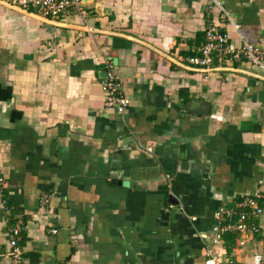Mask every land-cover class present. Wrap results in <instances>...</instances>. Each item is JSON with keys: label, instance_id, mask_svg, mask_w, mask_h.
Returning a JSON list of instances; mask_svg holds the SVG:
<instances>
[{"label": "crops", "instance_id": "0c3cea01", "mask_svg": "<svg viewBox=\"0 0 264 264\" xmlns=\"http://www.w3.org/2000/svg\"><path fill=\"white\" fill-rule=\"evenodd\" d=\"M222 1L264 46V0ZM81 8L50 19L0 0V264L19 223L25 264H264V214L243 246L228 232L206 256L215 210L264 195V71L186 58L210 25L240 35L205 0ZM107 62L123 114L104 107Z\"/></svg>", "mask_w": 264, "mask_h": 264}, {"label": "built area", "instance_id": "2783aa9c", "mask_svg": "<svg viewBox=\"0 0 264 264\" xmlns=\"http://www.w3.org/2000/svg\"><path fill=\"white\" fill-rule=\"evenodd\" d=\"M10 5L23 9L34 8L37 13L50 19H59L69 9L82 13V0H4ZM209 11L218 10L222 14L221 21H228L234 30L240 35V43L230 41L226 32L221 31L217 26L210 25L205 30L204 41L199 45L197 52L187 56L189 65L209 69L215 62L245 60L260 70L264 71V46L253 43L241 36L239 25L231 19L222 0H205ZM100 88L103 96V103L106 109L113 108L116 113L123 114L129 104V99L122 90L121 79L111 70V64L107 62L106 76L100 80ZM0 181L2 179L0 178ZM1 204L7 209V201L2 196L0 189ZM40 201L44 212H49L47 204L49 196L46 192L40 195ZM171 206V205H170ZM264 214V195L260 192L250 194H239L229 201L228 204L220 205L213 214L214 222L211 225L210 243L206 249V256H212L213 246H220L224 243V235L228 232L239 234V245L243 246L247 236L259 231L258 217ZM23 229L20 223L9 227L5 234L9 247V260L7 264H25L23 248L18 242V236ZM51 232H56L52 229ZM214 264H241L235 263L232 259L214 261ZM242 264H261V257L255 255L253 260Z\"/></svg>", "mask_w": 264, "mask_h": 264}, {"label": "water", "instance_id": "95a60500", "mask_svg": "<svg viewBox=\"0 0 264 264\" xmlns=\"http://www.w3.org/2000/svg\"><path fill=\"white\" fill-rule=\"evenodd\" d=\"M82 2H84V0H82ZM106 76V70H103V77Z\"/></svg>", "mask_w": 264, "mask_h": 264}]
</instances>
